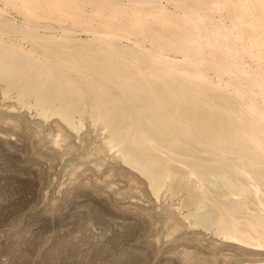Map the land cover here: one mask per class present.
Wrapping results in <instances>:
<instances>
[{
	"label": "rangeland",
	"instance_id": "obj_1",
	"mask_svg": "<svg viewBox=\"0 0 264 264\" xmlns=\"http://www.w3.org/2000/svg\"><path fill=\"white\" fill-rule=\"evenodd\" d=\"M13 9L6 7L4 18L21 24L23 16ZM56 27L43 33L61 34ZM74 33L78 40L91 37L82 29ZM24 41L29 49L31 42ZM89 62L82 69L97 73ZM96 63L101 75L104 62ZM70 64L65 60L57 67L63 73L50 76L43 65L30 66L31 75L40 72L43 79L20 80L15 88L0 80V264H264V246L220 230L219 220L230 224L237 218L256 222L252 231L264 239V155L237 143L230 121L217 110L227 98L216 100L220 105L212 110L172 82V90L186 97L174 104L166 101L170 94L160 93L169 103L164 109L137 93L136 100L122 98L126 85H92L80 69L67 73ZM41 83L49 88L46 114ZM71 83H84L75 98L67 92ZM113 96L116 108L108 109ZM66 101L74 102V110L65 108ZM61 107L74 127L58 113ZM137 165L162 180L159 192ZM244 169L249 175L241 174Z\"/></svg>",
	"mask_w": 264,
	"mask_h": 264
},
{
	"label": "bare ground",
	"instance_id": "obj_2",
	"mask_svg": "<svg viewBox=\"0 0 264 264\" xmlns=\"http://www.w3.org/2000/svg\"><path fill=\"white\" fill-rule=\"evenodd\" d=\"M0 1L4 4V7H0V80L7 83V88L12 85L15 88L20 80L33 82L38 77L42 80L44 76L42 73L40 76V72L31 75L28 71L30 66L41 64L44 66L43 70L49 69L47 75L50 76L58 70V66H63L65 60L71 62V69L66 71L67 73L71 74L70 71L76 72L80 69L81 76H86L88 83L104 84V89L111 87L110 85L119 88L120 84L126 85L124 90L122 89L125 92L122 91L123 94L120 95L122 98L124 94L135 100L139 95L142 96L140 100L147 99L148 96L163 108L166 101L175 104L186 97L185 95L181 99L182 95L175 89L172 90L170 83L174 82L175 86L188 90L192 98H201L211 109L212 106L220 105L216 104V100L227 98L224 103L221 100L224 105L218 100L222 105L217 106V110L221 108L225 121H230L237 143L245 144L250 151L260 150L264 155V0H166L173 6L164 4L163 0ZM6 7L16 9L13 10L19 12L24 21L18 24L16 20L14 22L4 18ZM56 26L62 29L61 34L53 31L43 33L44 29ZM76 29L86 31L91 37L87 38L88 40H78L74 36ZM4 36L17 37V41L11 39L7 40L10 42L8 43ZM24 40L31 42L29 49L25 50L21 45ZM124 40L132 42L124 44ZM38 53H43L45 57L38 58ZM88 53L93 54V57L89 55V63L97 64L99 60L104 62L101 75L98 74L100 70L97 67L100 64H86L97 73L82 69L81 65L88 61H85ZM175 53L180 54L178 59L171 56ZM148 57L152 59L150 64L146 63ZM66 82L68 84V81ZM32 84L36 87V83ZM80 85L74 84L75 87H72L71 83L67 92L69 90L73 98L79 96L83 92ZM32 86L29 87L30 92ZM38 88L41 91L40 87ZM43 88L41 86L46 98L39 101L42 103L41 113L46 114L49 88ZM25 90H28V87ZM25 90H22V94H25ZM52 90L48 92L52 93ZM165 92L172 96L168 97L172 100L166 99L164 103L160 93ZM115 97H110L108 109L116 108L118 99ZM64 105L66 109L75 108L73 101H66ZM191 106L193 107V104ZM65 108L61 107L58 113L74 127L75 124L69 121L70 113ZM178 109L174 112L175 116L179 114ZM183 110L186 109L183 107ZM184 124L183 121L182 126ZM124 158L129 161L127 156ZM138 168L149 177L154 191L159 192L162 180L154 179L151 170ZM244 173L249 175L246 169L241 172ZM254 189L258 193L261 188L256 185ZM219 222L222 234L228 238L249 245L264 246V239H257L252 231L258 229L256 222L241 223L237 218L230 224H225L222 220ZM242 224L244 226H241Z\"/></svg>",
	"mask_w": 264,
	"mask_h": 264
}]
</instances>
